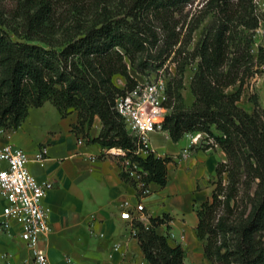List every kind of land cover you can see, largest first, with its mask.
Instances as JSON below:
<instances>
[{
	"label": "trees",
	"instance_id": "obj_1",
	"mask_svg": "<svg viewBox=\"0 0 264 264\" xmlns=\"http://www.w3.org/2000/svg\"><path fill=\"white\" fill-rule=\"evenodd\" d=\"M257 2L0 0V128L17 131L32 109L47 103L63 118L77 112V134L103 149L121 150L119 164L137 163L146 184L164 188L172 159L137 154L139 140L116 102L139 84L131 70L157 79L167 72L164 131L174 143L205 133L227 158L218 164L211 199L196 209V237L205 256L213 264H264V108L257 95L252 113L239 105L264 66V47L254 53L264 21ZM194 64L195 102L186 107L185 74ZM96 118L102 130L93 139ZM170 221L164 216L133 223L147 264H186L183 247L158 233Z\"/></svg>",
	"mask_w": 264,
	"mask_h": 264
},
{
	"label": "crops",
	"instance_id": "obj_2",
	"mask_svg": "<svg viewBox=\"0 0 264 264\" xmlns=\"http://www.w3.org/2000/svg\"><path fill=\"white\" fill-rule=\"evenodd\" d=\"M263 32L261 24L255 38L257 44L264 40ZM193 75L190 74L187 85L190 93ZM190 97L193 105L195 99L193 95ZM78 120L77 112L63 118L54 105L47 103L43 108L32 109L17 131L0 134V145H13L28 155V169L39 182L53 184L44 200L51 210V232L41 238L40 249L53 264H68L67 259L76 264L147 263L133 235L134 224L123 218L139 205L137 188L122 179L115 150L88 143L75 132ZM101 130V121L96 118L90 136L97 138ZM189 146L187 136L178 143L167 132L150 137V152L160 158H171L172 162L168 165L167 186L152 184V195L142 200L143 223L148 224L150 218L169 216V225L160 227L158 233L169 232L179 241L185 234L186 243L175 246L180 245L186 253L197 256L201 242L196 237L199 223L196 203L211 199L218 164L227 158L219 147L209 150L195 147L184 158L182 153ZM44 148L48 155L41 166L35 159ZM125 203L133 209L124 208ZM6 206V200L0 197V214ZM115 244L121 246L119 252L113 251ZM30 258L21 228L14 223L10 233L0 234V264H22Z\"/></svg>",
	"mask_w": 264,
	"mask_h": 264
},
{
	"label": "built area",
	"instance_id": "obj_3",
	"mask_svg": "<svg viewBox=\"0 0 264 264\" xmlns=\"http://www.w3.org/2000/svg\"><path fill=\"white\" fill-rule=\"evenodd\" d=\"M166 89L164 79L155 77L144 83L139 82L134 90L119 97L116 102V110L124 118L128 131L139 140L141 148L138 155L150 151V137L153 134L165 132L164 121L170 113L166 108ZM3 133L4 130L0 128V134ZM187 137L190 146L183 151L184 158L190 156L195 147L207 150L218 148L214 139L205 133L190 134ZM115 152L117 155H124L121 150ZM47 155V149H41L36 155V162L44 166ZM28 164L29 157L23 150L10 144L0 145V197L7 202V206L0 214V234L10 233L13 224L16 223L20 226L22 238L31 252V258L22 264H53L39 246L41 238L51 232L49 223L51 210L44 205V200L53 189V184L39 182L30 173ZM120 166L122 173L135 182L137 189L142 191L135 212H127L123 218L131 219L132 223L141 222L145 215L142 200L152 195L151 185L146 184L144 180L147 174L137 163L130 160H123ZM123 207L133 209L129 203H125ZM136 234L137 230L133 228V235ZM120 250V245L113 246L114 252ZM67 263L76 264L71 259H67Z\"/></svg>",
	"mask_w": 264,
	"mask_h": 264
},
{
	"label": "rangeland",
	"instance_id": "obj_4",
	"mask_svg": "<svg viewBox=\"0 0 264 264\" xmlns=\"http://www.w3.org/2000/svg\"><path fill=\"white\" fill-rule=\"evenodd\" d=\"M204 1V0H201ZM258 4H259V8L262 14H264V0H258ZM206 25V23H204L203 27ZM262 30L264 31V21L262 22ZM201 34H202V29L197 31L193 37V45H192V49L195 47V45L198 43V41L201 38ZM264 34V32H263ZM256 42V41H255ZM256 54L258 53V48L260 46L264 47V40L262 41V43L257 44L256 43ZM197 70V64H194L192 66H190L187 70H186V74H185V89L183 91V95L184 96V102L186 107H191L192 105L190 104L191 101V97L192 93L189 92L187 85H189V76L191 73H195ZM175 69L174 67H172L171 69V73H174ZM131 74L134 77V79H137L139 82L144 83L146 81H149L150 79L155 78L156 76L152 75L151 78H146V77H142L140 76L138 73H136L134 70H131ZM161 77L164 79L167 78L169 79V75L167 72L165 71H161L160 72ZM122 82V83H121ZM138 82V83H139ZM117 83L119 86L121 87H125V81L122 80H118L117 79ZM253 95H257L259 97V101L261 106L264 105V66L262 67V72L260 73V75H257L254 79L250 80L247 83L243 98L241 103L239 104L240 107H242L244 110H246L249 113H252L254 110V106L251 102V98L253 97ZM263 107V106H262ZM214 190V188H213ZM201 204H197L196 203V208H199ZM143 219V218H142ZM145 219H143L141 222H144ZM166 235H168L169 237V242L171 245L175 246L177 243H186V235L183 234V236H181V239L179 241L178 238L175 239L174 234H171L169 232H165ZM200 243V242H198ZM201 245V251L199 253V255L196 256L195 253L190 252V253H186V264H213L211 263L207 257L205 256L204 253V248H203V243L200 244Z\"/></svg>",
	"mask_w": 264,
	"mask_h": 264
}]
</instances>
